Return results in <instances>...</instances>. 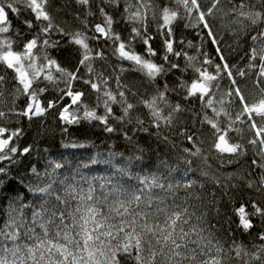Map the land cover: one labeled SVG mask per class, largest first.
Instances as JSON below:
<instances>
[{"label": "snow or ice", "instance_id": "obj_1", "mask_svg": "<svg viewBox=\"0 0 264 264\" xmlns=\"http://www.w3.org/2000/svg\"><path fill=\"white\" fill-rule=\"evenodd\" d=\"M65 46L70 69L50 55ZM0 65V264H264V201L235 195L264 198V0H0ZM49 114L64 137L94 126L132 151L46 157L17 179L36 150L23 124ZM141 135L156 141L154 169Z\"/></svg>", "mask_w": 264, "mask_h": 264}, {"label": "trees", "instance_id": "obj_2", "mask_svg": "<svg viewBox=\"0 0 264 264\" xmlns=\"http://www.w3.org/2000/svg\"><path fill=\"white\" fill-rule=\"evenodd\" d=\"M61 3V0H57V6ZM62 17H58V19H61ZM68 23H71V19H68ZM184 22H178V27L176 31L177 38L184 37L185 41H192L193 44H198L199 41L195 38V32L192 29H185L183 27ZM118 30L123 32L124 27L122 25H117ZM154 31V29H153ZM153 46L157 49H161V43H160V37L157 36L153 40ZM142 45H137V50H142ZM208 50H211V45H208ZM188 53L190 55H197L195 51L192 49H188ZM50 55H52L54 58L58 60V62L65 67L66 69H70L74 66L76 57L72 53V51L65 46L63 50L56 51V50H50ZM238 57L231 58L229 60V63H236ZM39 63V61H37ZM97 66L99 67L102 62L97 61ZM112 64L116 63V59L112 58L111 61ZM181 66L184 64V60L180 61ZM124 67L127 66L126 62L123 65ZM6 66L0 65V74H3ZM13 75V70H7V77L8 80L5 84L6 89H10L12 87L11 77ZM43 75V74H42ZM124 77L128 82H135L137 86H142L143 81L141 80V77L138 73L134 72H125L123 73ZM193 76V73L191 70L184 73L183 76H181L180 72H176L173 74L172 77L169 78V84H174L176 77H181L182 80H187L190 77ZM227 80L223 81L225 89H227ZM239 86L243 89L246 87L245 82L240 81ZM247 88L249 94H254L255 89L252 88L251 82H247ZM150 91V89H149ZM23 97L20 98V100L17 101V103L22 102ZM184 120H187L189 123H191V117L185 115L183 117ZM23 127L25 128V136L20 141L22 146H27L29 144L35 145L36 150L32 152L31 155H28L26 157H20L21 162L15 166L16 171L14 173L15 177L19 179L22 176L28 175V170L31 168V166L36 165L37 168L43 170V166L46 163L45 158L46 157H52L59 159L61 155L64 158H67L69 160H74L78 162H86L89 159V156H96V155H107L110 150H114L116 152H123L125 155H128L131 153V149L126 147V142L114 137L109 136L108 134L104 133L100 130L98 127L89 126V125H82L80 127H71L69 128V135L67 137H64L61 133L60 126L57 123L56 120L53 119L52 115L49 114L44 120L40 119H33L32 122L25 121L23 124ZM208 129L205 127L203 132V138L205 140L204 147H208ZM250 133L245 128L244 129V135L248 136ZM70 140H77L80 143H84L87 145L85 148H64L63 144L68 143ZM140 145L150 153V155L145 156V160L148 162V166L150 168H155L157 161V144L156 141L153 138L148 137L147 135H141L139 138ZM188 146L187 142L185 144L181 145V147ZM159 152L163 155L165 153H168V158L171 160V154L170 151L165 149L163 146L159 147ZM251 153H249L250 155ZM210 163H213L210 161ZM99 169H103L104 165H96L94 166ZM226 172H234L237 171L236 167L234 165H230L225 169ZM238 171L243 172L246 171V169L241 168ZM198 173H192L191 177L193 179L197 178ZM17 192H22L23 188L20 187L19 184L16 186ZM211 186H208L205 188V191H210ZM199 191V189H197ZM12 192H9L8 195H12ZM179 195H184V190L181 189L179 191ZM235 195L237 196H243L245 198H255V199H262L264 201V198L255 197L253 196V193L251 191H244V192H236ZM0 222H2V216H0ZM255 232V229L253 230ZM236 237L239 241H243L244 243H248L249 240H251L253 237H250L248 235H242L241 233L237 232Z\"/></svg>", "mask_w": 264, "mask_h": 264}]
</instances>
